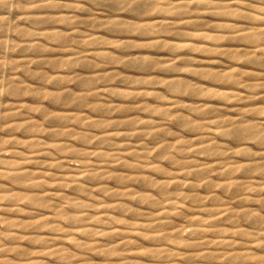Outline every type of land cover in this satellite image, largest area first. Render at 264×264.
I'll return each mask as SVG.
<instances>
[{
	"label": "rangeland",
	"instance_id": "obj_1",
	"mask_svg": "<svg viewBox=\"0 0 264 264\" xmlns=\"http://www.w3.org/2000/svg\"><path fill=\"white\" fill-rule=\"evenodd\" d=\"M0 264H264V0H0Z\"/></svg>",
	"mask_w": 264,
	"mask_h": 264
},
{
	"label": "bare ground",
	"instance_id": "obj_2",
	"mask_svg": "<svg viewBox=\"0 0 264 264\" xmlns=\"http://www.w3.org/2000/svg\"><path fill=\"white\" fill-rule=\"evenodd\" d=\"M5 100V99H4Z\"/></svg>",
	"mask_w": 264,
	"mask_h": 264
}]
</instances>
